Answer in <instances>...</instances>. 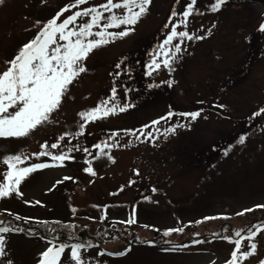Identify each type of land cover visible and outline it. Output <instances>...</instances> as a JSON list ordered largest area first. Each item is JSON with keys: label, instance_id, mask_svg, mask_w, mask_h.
<instances>
[{"label": "rangeland", "instance_id": "1", "mask_svg": "<svg viewBox=\"0 0 264 264\" xmlns=\"http://www.w3.org/2000/svg\"><path fill=\"white\" fill-rule=\"evenodd\" d=\"M68 2L70 0H48V5L42 7L40 0H5L0 6V70L19 44L34 35L26 29L36 19L47 18L57 6ZM182 2L186 0L179 3L177 0H152L147 15L134 33L95 50L86 61L87 74L71 90L74 99L68 100L57 116L59 123L53 122L27 138L0 139V183H3V173L7 170L2 163L5 155L37 152L39 144L45 140L51 143L65 132L75 133L81 122L77 113L94 107L110 94L113 78L109 73L121 60L118 55L128 50L140 55L138 67L137 57H127L135 74L133 79L121 76L118 81V85L126 84L135 89L130 93V99L136 107L127 113L89 123L86 130L94 132V136L85 138L83 135L72 140V144L90 149L92 155L88 159L92 160L97 175L85 174L82 171L86 166L85 154L74 152V161L66 162L64 167L40 170L26 178L20 186L22 197L13 195L0 200V208L33 219L44 218L47 223L60 222L55 230L66 235H74L78 230V237L88 235L86 241L99 233L98 230L106 232L110 228L108 232L115 235L113 230L119 228L115 239H102L99 248L84 253L90 264H96L97 260L100 264H212L213 261L224 264L234 244L223 239L211 240L209 234L231 236L233 230L244 229L252 221H264V209L236 215L246 208L264 204V118L248 119L254 110L264 106V33L255 31L264 15V3L229 0L220 11L212 12L209 9L212 0L196 1L187 30L195 35H206V38L185 43V50L173 63L171 74L162 68L149 77L148 81L159 87L147 95V82L139 77L142 62L148 61V54L170 30L164 29L163 25L173 7L178 12L184 7ZM95 4L100 2L97 0ZM210 28L212 31L208 35L206 30ZM169 79L174 82L171 87L161 83ZM165 86L170 90H165ZM166 91L176 112L203 108L201 117L190 122V127L167 137L163 135L164 128L176 120L186 121L174 117L171 121L161 122L157 126L159 132L153 129L159 137L155 144L121 134L118 137L121 145L129 140L133 143L111 150L115 163L106 156L97 155L99 150L92 145L106 140L111 132L139 128L157 119L166 109V98H161L167 95ZM118 95L123 102V92L118 91ZM219 104L227 107L214 106ZM244 133L247 134L245 143L238 144V136ZM230 145L231 150L225 156L224 151ZM30 162L40 161L33 159ZM134 169L139 170V176L134 174ZM64 176L73 177V181L57 185L49 192L55 181ZM130 180L135 183L129 184ZM153 187L156 192L151 191ZM145 196L149 199L145 200ZM25 200L32 203L25 204ZM37 200L41 205L35 204ZM72 208H75V214ZM129 208L135 209L137 222L132 225L120 223L132 215ZM104 210L106 219L101 221ZM206 216H227L229 219L204 221ZM55 218L58 221H53ZM69 224L71 228L67 227ZM172 227L184 228V231L167 236L168 245L185 241L190 246L164 251L156 246L134 244L125 256H97L99 251L124 249L131 238L155 237L159 240L158 233L163 234ZM5 237L14 264H36L39 253L47 247L45 243L23 235L9 233ZM195 239L204 242L192 244ZM256 242V254L244 264H258L264 258V234L258 235ZM173 247L177 246L168 249ZM242 247L247 250V241H242Z\"/></svg>", "mask_w": 264, "mask_h": 264}, {"label": "snow or ice", "instance_id": "2", "mask_svg": "<svg viewBox=\"0 0 264 264\" xmlns=\"http://www.w3.org/2000/svg\"><path fill=\"white\" fill-rule=\"evenodd\" d=\"M179 2L180 0H177V3ZM227 2L228 0H214L211 4V11H220ZM4 3L5 0H0V6ZM151 3L152 0H104L100 4L91 3V0H74V2L70 0L62 6H57L47 18L36 19L31 27L26 29V31L34 32V35L19 44L12 57L4 61V68L0 70V139L27 138L33 132L53 122L59 123L57 119L59 112L68 100L74 99L71 95L72 88L88 72L86 61L90 55L94 54L95 50L134 33L138 23L147 15ZM40 5L42 7L47 6L48 0H40ZM195 5L196 0H186L182 11L178 12L175 7L172 8L168 22L163 25L164 29L170 30L148 54L149 59L143 64V75L152 77L162 68L171 74L174 71L173 63L180 58L185 50V43L206 38V35H195L187 30L188 18L192 15ZM206 31L210 35L212 29ZM255 31L264 33V15H262ZM137 63L140 62L137 61ZM109 75L113 78L110 94L94 107L77 113L81 122L75 133L65 132L55 137L51 143L45 140L39 144V151L37 152L26 154L21 151L16 154L5 155L2 158V163L6 165L7 170L3 173L4 182L0 183V198H9L13 195L22 197L23 193L20 191V186L26 178L40 170L64 167L66 162L74 161V152L82 151L85 154L86 166L83 167L82 171L91 177L97 175L92 166V160L88 159V156L92 155L90 149L72 144V140L83 136L89 123L127 113L136 107V104L130 99V93L135 89L126 84L118 85L121 76H127L129 80L133 79V68L127 64V57L119 60L114 65V71L110 72ZM161 83H167L171 87L174 82L169 79ZM146 87L152 89L159 87V85L148 83ZM118 91L123 92V102ZM198 103L202 104L203 101H198ZM214 106L221 109L227 107L223 104ZM202 112L203 108L195 111L175 112L170 107L166 114L152 120L150 124L141 125L139 128L113 131L106 140H101L93 144L92 147L99 150L97 155L106 156L109 161L115 163L114 157L110 154L111 150L119 147L126 148L133 143L132 140H129L127 144L121 145L118 139L121 134L134 137L139 142L155 144L159 137L154 134L153 129L159 132L160 129L157 126L160 125L161 121L168 122L174 117H180L187 122L176 120L175 123L164 128L163 135L167 137L175 134L179 129L190 127V122H195L200 118ZM260 118H264V106L258 107L248 117L250 121ZM66 137L70 139L66 140ZM246 139V133L240 134L236 142L242 145ZM231 147L230 145L229 148L225 149V156L229 154ZM33 159L40 162H30ZM133 171L136 176L140 175L139 170L134 169ZM66 181H73V177L64 176L55 181L48 191H53L57 185ZM134 183V180L129 181V184ZM121 191H123V187ZM151 191L156 192L157 189L153 187ZM144 199L148 200L149 197L145 196ZM24 203L31 204L32 202L25 200ZM35 204L41 205V201L37 200ZM255 209H264V204L246 208L236 215L243 216ZM71 210L75 214V208ZM11 215L9 213V216ZM217 218L229 219L227 216H206L203 220L209 221ZM14 219L16 221L22 220L24 223H29L32 220L30 217L19 215H15ZM100 219L101 221L105 220L106 213ZM136 222V212L133 209L130 218L120 223L132 225ZM39 223L47 226L46 221ZM59 223L57 222V224ZM191 223L189 222V224ZM196 223H202V221H196ZM67 227L71 228L72 225L69 224ZM144 227H148V225ZM224 230L228 231L227 228ZM24 231L25 229L18 225L9 226L0 220V264H14V260L7 250L5 234ZM183 231L184 228L172 227L164 230L163 236L167 237L172 233ZM233 231L234 239L227 235L220 237L234 244L230 257L224 264H244L248 258L253 257L257 252L258 243L256 240L258 235L264 234V221L252 224L248 228L246 236L242 235L241 231ZM30 234L34 235V230H30ZM195 235L199 236V233ZM216 235L218 234L213 233V236ZM242 241H247V250H243ZM203 242L199 239L192 240V244L196 245ZM47 243L48 246L39 253L36 264H90L84 253L96 247L91 241H81L72 233H69L64 242H59L58 237H53ZM148 243L154 242L148 241ZM186 247L188 245H181L164 249V251L183 250ZM130 251V247H126L122 251H99L97 256H125ZM96 264H100V261L97 260ZM212 264L215 262L213 261ZM258 264H264V258L260 259Z\"/></svg>", "mask_w": 264, "mask_h": 264}, {"label": "trees", "instance_id": "3", "mask_svg": "<svg viewBox=\"0 0 264 264\" xmlns=\"http://www.w3.org/2000/svg\"><path fill=\"white\" fill-rule=\"evenodd\" d=\"M0 220L4 221L5 224H8L9 226L11 225H18L19 227L25 229L24 232H22L21 234L27 236V237H30V238H34L38 241H48V240H52L53 237H58L59 238V242H64L67 238V236L69 234H64L62 231H60L59 229H56L55 231H52V229H55V226L57 225L56 222H50V223H47V226H45L44 224L42 223H39L38 221H34V220H31L29 223H24L22 220L21 221H16L14 219V217L12 216H9V213H11L10 211L8 210H1L0 209ZM264 219V218H262ZM254 222H258L257 221H254ZM116 230H113V233L116 232L115 235H111L108 231H110L111 229H107L106 232H102L101 230H98L99 233H97L95 236H92L89 238L88 241H91L92 243H96L98 241H101L102 239H115L116 236L119 234L120 230L117 231V228H115ZM30 230H34L35 234H30ZM20 233V232H19ZM106 234V235H104ZM74 236L76 238H78L79 240L81 241H86V239L88 238V235L87 236H82V237H78V230L74 233ZM104 236V237H103ZM113 236V237H112ZM43 237V238H42ZM71 242H74V241H71Z\"/></svg>", "mask_w": 264, "mask_h": 264}, {"label": "water", "instance_id": "4", "mask_svg": "<svg viewBox=\"0 0 264 264\" xmlns=\"http://www.w3.org/2000/svg\"><path fill=\"white\" fill-rule=\"evenodd\" d=\"M250 1H259V2L264 3V0H250Z\"/></svg>", "mask_w": 264, "mask_h": 264}]
</instances>
